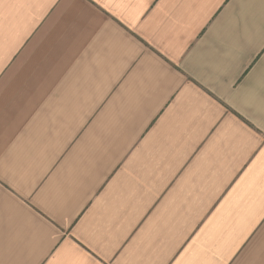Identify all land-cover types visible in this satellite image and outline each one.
Returning a JSON list of instances; mask_svg holds the SVG:
<instances>
[{
    "label": "crops",
    "instance_id": "0c3cea01",
    "mask_svg": "<svg viewBox=\"0 0 264 264\" xmlns=\"http://www.w3.org/2000/svg\"><path fill=\"white\" fill-rule=\"evenodd\" d=\"M264 264V0H0V264Z\"/></svg>",
    "mask_w": 264,
    "mask_h": 264
},
{
    "label": "snow or ice",
    "instance_id": "6c2138e0",
    "mask_svg": "<svg viewBox=\"0 0 264 264\" xmlns=\"http://www.w3.org/2000/svg\"><path fill=\"white\" fill-rule=\"evenodd\" d=\"M68 264H72L71 257L68 258Z\"/></svg>",
    "mask_w": 264,
    "mask_h": 264
}]
</instances>
